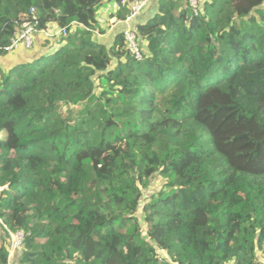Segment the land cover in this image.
<instances>
[{
  "label": "trees",
  "instance_id": "1",
  "mask_svg": "<svg viewBox=\"0 0 264 264\" xmlns=\"http://www.w3.org/2000/svg\"><path fill=\"white\" fill-rule=\"evenodd\" d=\"M122 1L0 0V264H264V0Z\"/></svg>",
  "mask_w": 264,
  "mask_h": 264
},
{
  "label": "built area",
  "instance_id": "2",
  "mask_svg": "<svg viewBox=\"0 0 264 264\" xmlns=\"http://www.w3.org/2000/svg\"><path fill=\"white\" fill-rule=\"evenodd\" d=\"M154 0H123L121 2L122 6H127L129 8V14L126 16L125 20L122 22L127 27L125 32V37L129 49L132 55L138 61H141L143 54L138 43V23L144 10L148 8ZM190 4L194 14L197 16L199 14L200 0H190ZM30 15H33V20L29 18L28 15L23 16L22 28L15 34L11 45L6 48V51L12 52L14 50L25 48L26 50L32 49L35 44L34 33L36 31V26L38 25V17L36 12L31 9ZM46 33V32H44ZM62 34H66L63 30ZM5 188H1L0 192H3ZM10 234V251H9V262L14 258L16 253L22 248L25 239V233L23 231H18L15 233L9 232Z\"/></svg>",
  "mask_w": 264,
  "mask_h": 264
},
{
  "label": "rangeland",
  "instance_id": "3",
  "mask_svg": "<svg viewBox=\"0 0 264 264\" xmlns=\"http://www.w3.org/2000/svg\"><path fill=\"white\" fill-rule=\"evenodd\" d=\"M156 0L153 1V3L148 7V8H151V7H154V3H155ZM112 8H106V9H103L100 14H99V20L101 22V25H102V28L105 29L107 31V33L105 35H100V39L105 42V43H108L109 41L112 40V37H113V33L116 31V28L115 27H110L109 26V23H108V20H110V14H111V10L114 9V6L112 5L111 6ZM117 27V26H116ZM98 36V35H97ZM36 44V43H35ZM34 48L35 46L32 48V49H29V50H22V54L23 55H27L28 53H33L34 52ZM18 52H12L6 59H4L3 61H0V64L2 65V67L7 70L9 69L10 67V59H12L11 57H14L16 54H18ZM12 64V63H11ZM67 109H64V112H66Z\"/></svg>",
  "mask_w": 264,
  "mask_h": 264
},
{
  "label": "crops",
  "instance_id": "4",
  "mask_svg": "<svg viewBox=\"0 0 264 264\" xmlns=\"http://www.w3.org/2000/svg\"><path fill=\"white\" fill-rule=\"evenodd\" d=\"M157 1L158 0H156L155 1V3H154V7H151V8H147L146 10H145V12L141 15V17H140V19H139V23H142V22H145L146 20H148L152 15H154L156 12H157ZM120 25H121V22H118V23H116L115 25H114V27L116 28V29H118L119 27H120ZM117 26V27H116ZM117 31V30H116ZM115 31V32H116ZM115 32L113 33V36H114V34H115ZM46 39V35H43V34H41V35H39L38 37H37V41H36V46H35V49H34V52L33 53H36V54H38L39 53V51H40V49H41V46L43 45V42H44V40ZM22 50L23 49H17V50H15V51H13V52H18L19 51V53L18 54H16L14 57H11L12 59H10V63H19V62H22V61H29L30 59H31V55L33 54H31V53H28L27 55H29L30 54V56H27V55H23L22 54ZM10 55V54H9ZM8 55V56H9ZM7 56V57H8ZM29 57V58H28ZM17 254V253H16ZM16 256V255H15Z\"/></svg>",
  "mask_w": 264,
  "mask_h": 264
},
{
  "label": "clouds",
  "instance_id": "5",
  "mask_svg": "<svg viewBox=\"0 0 264 264\" xmlns=\"http://www.w3.org/2000/svg\"><path fill=\"white\" fill-rule=\"evenodd\" d=\"M153 3V2H152Z\"/></svg>",
  "mask_w": 264,
  "mask_h": 264
}]
</instances>
